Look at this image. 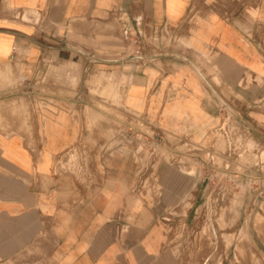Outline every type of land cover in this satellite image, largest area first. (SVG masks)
<instances>
[{"label":"crops","instance_id":"crops-1","mask_svg":"<svg viewBox=\"0 0 264 264\" xmlns=\"http://www.w3.org/2000/svg\"><path fill=\"white\" fill-rule=\"evenodd\" d=\"M0 74V264H182L198 157L147 169L96 103L203 149L228 106L264 143V0H0Z\"/></svg>","mask_w":264,"mask_h":264},{"label":"rangeland","instance_id":"rangeland-1","mask_svg":"<svg viewBox=\"0 0 264 264\" xmlns=\"http://www.w3.org/2000/svg\"><path fill=\"white\" fill-rule=\"evenodd\" d=\"M111 21L109 27H112L116 20L112 18ZM96 106L105 115L111 116L103 118L108 123L110 133L115 135L119 130L128 128L127 124L123 126L119 121L112 119L116 117L125 121L123 114L115 109L117 106L102 102L96 103ZM129 124L136 127L139 134L147 132L143 127L138 128L139 121ZM135 139H139L133 142L138 148L143 143V138L136 136ZM255 139L261 143L257 137ZM175 146L179 148V144ZM217 146L220 147L221 142H217L215 147ZM141 154L145 156L146 151L143 149ZM203 158L206 159L205 153ZM213 161L221 169L218 170L221 173L213 172L214 177L210 181L197 183L187 198L172 211L171 218H174L175 223L171 228V238L177 246V253H181L182 264H264V254L261 253L256 238L261 225L264 224V214L259 212L260 207L264 208L260 181L236 177L235 171L247 173L239 170L226 156L216 155ZM79 165L77 157L73 162L61 164V170L72 171L78 175ZM225 165L234 170L222 169ZM250 176L261 177L259 168L252 169ZM198 192H203V199L198 198ZM187 220L190 224H187ZM180 239L183 240L181 248Z\"/></svg>","mask_w":264,"mask_h":264},{"label":"built area","instance_id":"built-area-1","mask_svg":"<svg viewBox=\"0 0 264 264\" xmlns=\"http://www.w3.org/2000/svg\"><path fill=\"white\" fill-rule=\"evenodd\" d=\"M124 30L128 35L131 32L130 26L127 24H125ZM223 109L225 111L223 121L214 131L213 141L208 148L203 149V147L192 146L185 138L175 134L165 133L157 138L146 135L148 139L143 141L138 148L136 147L144 161V165L147 166V169L152 168L160 156H165L177 164L186 163V161L195 160L198 157L199 167L203 169L199 181L203 184L214 177L213 172L221 173L218 172L221 169L215 165L213 157L216 155L226 156L232 163L234 162L236 164L239 170L247 173L242 174L241 172L235 171L236 177H244L249 181L251 179H258L262 189L260 194H264V143L255 141L256 136L254 130L242 119L225 107ZM128 127L136 131V127L132 125H128ZM136 135L142 137L143 134L137 132ZM217 142H221V146L216 148L215 145ZM176 144H179V148L175 146ZM143 149L146 151L145 156L141 154ZM197 151L205 153L206 159L199 157L196 154ZM254 168H259L261 177L253 178L250 176L251 170ZM222 169L234 170L229 165H225ZM148 180L149 176H143L140 181L141 189L149 186Z\"/></svg>","mask_w":264,"mask_h":264},{"label":"bare ground","instance_id":"bare-ground-1","mask_svg":"<svg viewBox=\"0 0 264 264\" xmlns=\"http://www.w3.org/2000/svg\"><path fill=\"white\" fill-rule=\"evenodd\" d=\"M24 17H25V15H24ZM226 108L228 109V110H230V108L228 107V106H226ZM138 132V131H137ZM140 133V132H139ZM218 147V146H217ZM216 147V148H217ZM78 153H76V152H72L69 156H68V159L67 160H65L64 161V164H67V163H69V162H73L75 159H77V157H78V155H77ZM72 165V164H71ZM226 171V170H225ZM78 176V175H77Z\"/></svg>","mask_w":264,"mask_h":264},{"label":"water","instance_id":"water-1","mask_svg":"<svg viewBox=\"0 0 264 264\" xmlns=\"http://www.w3.org/2000/svg\"><path fill=\"white\" fill-rule=\"evenodd\" d=\"M134 58H145V57L130 55L126 57L125 59H134Z\"/></svg>","mask_w":264,"mask_h":264}]
</instances>
